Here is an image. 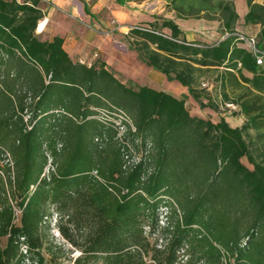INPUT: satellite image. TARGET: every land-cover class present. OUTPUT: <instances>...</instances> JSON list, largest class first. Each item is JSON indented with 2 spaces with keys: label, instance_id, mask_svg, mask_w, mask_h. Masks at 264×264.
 <instances>
[{
  "label": "trees",
  "instance_id": "trees-1",
  "mask_svg": "<svg viewBox=\"0 0 264 264\" xmlns=\"http://www.w3.org/2000/svg\"><path fill=\"white\" fill-rule=\"evenodd\" d=\"M41 1L0 0V264H264V58L236 36L235 0H170L179 20L219 22L212 44L186 40L172 19L129 34L137 59L208 117L74 61L63 38L42 40ZM245 1L242 27L260 26L264 52V6ZM209 73L220 100L201 83ZM111 106L134 126L121 139L95 119Z\"/></svg>",
  "mask_w": 264,
  "mask_h": 264
},
{
  "label": "rangeland",
  "instance_id": "rangeland-1",
  "mask_svg": "<svg viewBox=\"0 0 264 264\" xmlns=\"http://www.w3.org/2000/svg\"><path fill=\"white\" fill-rule=\"evenodd\" d=\"M253 1L264 6V0ZM42 3L45 5L44 11L47 10L48 2H41L40 8L43 5ZM84 3H88L90 6V14L86 13L85 10L82 11V4ZM75 4L78 7L75 16H71L66 12H57L56 17L52 18L55 27L65 32V39L69 38L71 41L78 40L79 44H81L80 41L88 42H84L86 44V51L88 52H86L87 56L83 58L92 62V65L100 62L108 63V70L120 75L124 79L128 77L127 81H131L134 86L148 85L154 89L169 93V81L136 59V53L129 47V40L131 38L129 34L132 28L153 29L152 25L155 24L157 25L156 27H161L165 20H179L172 10L170 0H78ZM234 4L237 12L242 16L246 11V1L235 0ZM47 13L48 11L45 14ZM41 23L45 26L44 30H46L49 21L43 16ZM179 24L180 28L186 32V38H189V40L212 44L220 37L218 35L220 26L216 20H179ZM240 25V34L245 38H255L253 27L243 26V28L242 22H240ZM82 27L85 28V31L83 30L78 33V30L82 29ZM163 31L169 33L167 29ZM203 78L201 83H205L213 96L220 100L219 93L214 92L215 74L209 73L208 75H203ZM188 107L190 108L191 106L188 104ZM191 109L193 112L192 107ZM206 113L208 114V111H202L201 115L208 117ZM221 113V116L228 119L233 127L241 123V120L235 114L223 111ZM197 114H199L198 111ZM213 115L209 117L213 118ZM2 150L4 151V155L1 166L12 165L11 157L7 153V150L3 148ZM243 163L248 165L246 160H243ZM14 208L18 216L19 211L15 205ZM166 224L167 228L171 226L169 216ZM56 244L62 245L63 242L58 240ZM65 247L66 250H69L68 246ZM66 256L61 257L60 264H68ZM69 256L73 259L79 256V253L73 252ZM46 258L49 259L47 254ZM47 264L52 263L48 262Z\"/></svg>",
  "mask_w": 264,
  "mask_h": 264
},
{
  "label": "crops",
  "instance_id": "crops-1",
  "mask_svg": "<svg viewBox=\"0 0 264 264\" xmlns=\"http://www.w3.org/2000/svg\"><path fill=\"white\" fill-rule=\"evenodd\" d=\"M16 1L17 2H22V0H16ZM45 1L48 2V6H47L48 9L44 11V9H45L44 6L45 5L43 3H42L43 5H41L40 9L43 12L44 18H46L49 21V25L47 26L46 30H44L43 34L42 33L41 34L36 33V34L37 35H41L42 36V38H41L42 40H51L53 37L63 38L64 39V46L63 47H64L65 51L68 53V55L71 57V59H73L74 61H78L79 59H82L83 57H86L87 56L86 52H88V51H86V46H85L86 44L85 43H88V42L84 41L85 42L84 43V42L80 41L81 44H79L78 40L71 41L69 38L65 39L64 38V36H65L64 33L65 32L64 31H60V29H57L55 27V23H54V20L52 18V17H54L57 14V12H66V13L70 14L71 16H75L76 11L78 10L77 4H75V3L78 0H44V1H41V2H45ZM89 7L90 6L88 5V3L87 4H85V3L82 4V11L87 9L89 11V14H90V8ZM46 11H48L47 14H45ZM246 13H247V8H246V11L243 13L242 16L238 13V15L240 17V22L243 23V19H244V16H245ZM175 21L180 27L179 20H175ZM39 22H41V21H39ZM253 28H254V32H255V36L254 37L256 38V36L260 32V26H253ZM84 29L85 28L82 27V29H79L80 31L78 30V33L82 32ZM182 31H183L184 36L186 38V32L184 30H182ZM218 35H219V33H218ZM186 40L193 41V40H189V38H186ZM218 40H220V37L218 38ZM135 57L137 59V54H135ZM105 63L106 62H104V64ZM105 65H106V68H107V66L109 64L106 63ZM122 79H124V78H122ZM127 79H129V78L127 77ZM127 79H124V80L127 81ZM203 79L204 78H201V81ZM169 93L174 95L175 97H177L179 99H184L186 101L187 106L189 104L193 108V112L194 113L191 111L192 109L190 107L191 114L193 113L192 115L203 116V115H201V110H200L199 106L197 105V103H195L194 100L189 97L187 88L182 87L180 84H178V83H176L174 81H171V82L169 81ZM197 111H198L199 114H197ZM237 118H239V120H241V123L238 126H236V127H240L242 125L244 119L242 117H239V116H237ZM225 120L228 123H230L228 121V119L225 118Z\"/></svg>",
  "mask_w": 264,
  "mask_h": 264
},
{
  "label": "built area",
  "instance_id": "built-area-1",
  "mask_svg": "<svg viewBox=\"0 0 264 264\" xmlns=\"http://www.w3.org/2000/svg\"><path fill=\"white\" fill-rule=\"evenodd\" d=\"M45 26L39 22L37 27H36V33L41 34L44 32ZM239 40L244 41L245 44L248 46V48L256 54V61L258 65L263 64V58H264V52H259L256 48V40L255 38H245L242 34H236ZM81 64H85L88 66L92 65V62L87 61L85 58H82L79 60ZM203 87H209L207 85H203ZM223 112H228V113H234L238 112V106L232 103H225L223 107L221 108ZM98 114L95 117L97 121L103 124H112L113 127L117 130L118 133V139H121L128 130L134 131V126L132 123V120L129 116H127L122 110L115 108V107H109L105 108L102 110L97 111ZM139 159H132L129 161V165L131 163H137ZM53 171V167L51 165L48 166V168L45 171V175H49L50 172ZM167 220H168V212L167 210H162L160 213V225L162 227L167 226ZM160 244H162V241L160 240Z\"/></svg>",
  "mask_w": 264,
  "mask_h": 264
}]
</instances>
